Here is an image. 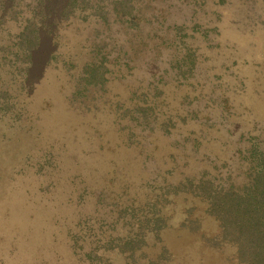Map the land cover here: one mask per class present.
<instances>
[{"label": "rangeland", "instance_id": "374dc122", "mask_svg": "<svg viewBox=\"0 0 264 264\" xmlns=\"http://www.w3.org/2000/svg\"><path fill=\"white\" fill-rule=\"evenodd\" d=\"M136 3L137 36L94 16L64 21L29 93L11 86L4 49L25 14L1 23L0 264L95 263L85 253L135 230L130 210L159 187L203 172L241 186L251 149L264 150V0ZM93 43L103 79L87 83ZM149 101L143 124L134 109ZM198 200L178 193L162 204V243L178 264H235L231 243L205 244L220 229ZM188 207L192 230L181 225Z\"/></svg>", "mask_w": 264, "mask_h": 264}, {"label": "trees", "instance_id": "16d2710c", "mask_svg": "<svg viewBox=\"0 0 264 264\" xmlns=\"http://www.w3.org/2000/svg\"><path fill=\"white\" fill-rule=\"evenodd\" d=\"M22 3L23 0H0V25L3 21L15 20L19 12H24ZM24 14L18 20L23 21L20 30L4 49L8 52L6 71L11 77V86L29 93L54 58L58 42L56 32L58 34L64 21L94 16V23L102 29L111 30L117 26L126 35L137 36L141 34V19L145 13L136 0H31ZM92 45H95L92 48L94 55L86 67L87 83L103 79L105 57L97 53L100 50L98 44ZM0 61L3 62L1 55ZM1 62L0 66L3 65ZM125 67L127 74H131L132 67L128 63ZM153 91L158 95L162 93L158 85L153 86ZM0 92L8 94V87H0ZM151 102L137 103L134 109L140 113L143 124L154 115ZM128 110L126 107L125 112ZM246 160V182L241 186L230 183L224 187L215 183L214 175L209 173L211 177H208L203 172L199 176L188 175L173 186L159 187L143 206L130 210L134 218L139 217L135 230L109 238L97 252L94 253V248L85 255L95 262L90 261L91 264H178L175 255L162 243L161 231L167 218L162 212V204L170 199L172 202V197L184 193L198 197L204 212L217 221L220 232L205 237L207 246L217 249L228 242L233 246L235 264H264V150L251 149ZM191 207L182 213L181 223L190 230L191 223L198 222ZM129 224L130 219H127L124 225ZM101 249L112 253L107 256V252H100Z\"/></svg>", "mask_w": 264, "mask_h": 264}]
</instances>
